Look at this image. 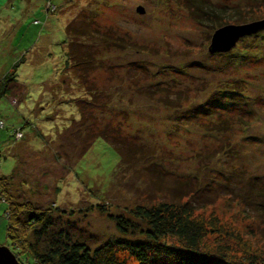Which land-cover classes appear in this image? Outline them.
<instances>
[{
  "label": "rangeland",
  "instance_id": "1",
  "mask_svg": "<svg viewBox=\"0 0 264 264\" xmlns=\"http://www.w3.org/2000/svg\"><path fill=\"white\" fill-rule=\"evenodd\" d=\"M196 1L223 9L225 23L207 13L198 21L190 0H0V82L12 67L17 75L12 96H0V177L11 174L4 186L11 200L47 212L48 232L90 248L146 239L136 207L180 190L193 193L188 200L200 217H217L221 231L208 232L206 249L264 256V28L229 51L207 52L214 29L264 18V0ZM67 25L118 35L137 48L68 35ZM70 47L95 57L86 73ZM90 96L89 131L139 146L149 159L134 154L126 165L101 138L78 154L77 106ZM5 195L0 244L27 264L29 248L12 249L6 237ZM117 256L137 264L126 251Z\"/></svg>",
  "mask_w": 264,
  "mask_h": 264
},
{
  "label": "trees",
  "instance_id": "2",
  "mask_svg": "<svg viewBox=\"0 0 264 264\" xmlns=\"http://www.w3.org/2000/svg\"><path fill=\"white\" fill-rule=\"evenodd\" d=\"M190 2L194 4V11H191V15L198 21L201 20V13L210 14L218 23L223 18L222 16L225 15L223 9L215 8L213 5L210 6L209 3L204 2L205 4L202 5L201 2L196 0H190ZM237 17H242L241 19L246 21L245 16L237 15ZM221 24H218V26ZM69 28L70 25H67L65 28L67 33L70 31L68 35H71V32L76 35L88 33L96 37L101 43L105 42L109 46L113 45L122 49L126 47L137 48L135 44L125 42L118 35L100 34L97 30L91 32L88 31L87 27L81 29L82 31ZM79 47L77 50H75V47H70V50H74L77 54L70 55L78 67H80L79 69H82L86 73L92 67V64L94 65L93 61L95 57L88 52V49L80 50ZM80 51L86 52L79 54ZM14 65L16 66V64ZM81 65L84 68H81ZM16 77V69L12 67V71H8L4 75V80L0 82V96H12L10 95L11 91L9 87L16 82ZM92 99L93 96H90L87 101H83L82 106H77L80 120V126L78 127L80 129L77 133L78 138L82 141L77 148L78 154H83L96 138H101L114 149L119 157V161L126 165L134 164L135 160L132 159L134 154H139L137 157L143 158V160L149 159L148 153L143 152L139 146L125 145L123 139L109 137L106 131H89L87 128L88 118L84 113L87 106L92 105ZM69 133H73L72 129L69 130ZM66 141H68L67 138ZM149 167L150 165L147 166V168ZM10 175L0 177L1 194H6L4 186ZM179 191L173 192L172 199L169 201L164 200L149 208L145 206L136 207V216L147 221V227L143 229L146 239H118L94 248H90L81 241L73 240L67 233L60 230L48 232L47 229L50 228L51 218L46 214L47 212L38 210V208L32 207L29 203L31 208L23 204L21 205L18 201L11 200L6 194L4 197L8 200V206H10L9 224L5 228L6 237L10 240V248L12 249L14 246L29 248L30 256L26 255L25 258L27 264H125L124 260L119 259L117 256V253L120 251H126L137 264H264V256L251 254L247 251L244 258H234V256L229 254L226 247H218L216 250L206 249L203 244L208 232H214L219 235L221 231L219 228H216L218 227L217 217L214 215L209 219L200 217L195 212L198 208L191 205V201L188 200L189 197H192L193 193H180ZM115 221L118 231L123 234L128 233V226L125 224V221ZM225 233L228 236L230 235L228 232ZM28 235L34 237L32 242L27 240ZM232 235L239 242L243 241L239 236ZM165 238L173 242L171 244H168L169 241L157 242L158 239ZM43 240L45 246H42V250H35V245L37 246Z\"/></svg>",
  "mask_w": 264,
  "mask_h": 264
},
{
  "label": "water",
  "instance_id": "3",
  "mask_svg": "<svg viewBox=\"0 0 264 264\" xmlns=\"http://www.w3.org/2000/svg\"><path fill=\"white\" fill-rule=\"evenodd\" d=\"M142 12V8H138ZM264 28V18L252 20L241 24H226L213 30L207 46L208 53L229 51L237 40L245 35H250ZM0 264H20L11 250L0 244Z\"/></svg>",
  "mask_w": 264,
  "mask_h": 264
}]
</instances>
